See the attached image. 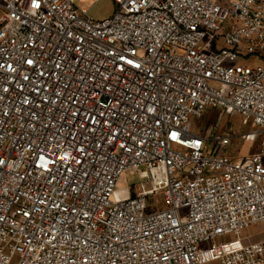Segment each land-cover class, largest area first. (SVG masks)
I'll return each instance as SVG.
<instances>
[{
	"label": "built area",
	"instance_id": "built-area-1",
	"mask_svg": "<svg viewBox=\"0 0 264 264\" xmlns=\"http://www.w3.org/2000/svg\"><path fill=\"white\" fill-rule=\"evenodd\" d=\"M113 3L0 0V264H264V0Z\"/></svg>",
	"mask_w": 264,
	"mask_h": 264
},
{
	"label": "rangeland",
	"instance_id": "rangeland-1",
	"mask_svg": "<svg viewBox=\"0 0 264 264\" xmlns=\"http://www.w3.org/2000/svg\"><path fill=\"white\" fill-rule=\"evenodd\" d=\"M76 4H83L84 6H90L88 14L95 20H100L104 18L110 17L115 9V5L113 0H99L96 3H93L92 0H76ZM215 115L206 114L200 120H195L191 118V123L193 130L195 128L207 129L213 125L215 120ZM224 122L228 123V127H231V131L234 134L235 138L227 147L226 154L230 155L232 158H240L246 155L249 152L256 151L258 147L252 148L248 142H244L241 139H237L243 132L248 131L252 126L245 122L240 116L232 117L229 119H225ZM197 130V129H196ZM139 183L140 179L138 173H129L126 172L123 175L121 182L118 184V189L123 197L126 196H135L139 191Z\"/></svg>",
	"mask_w": 264,
	"mask_h": 264
},
{
	"label": "crops",
	"instance_id": "crops-1",
	"mask_svg": "<svg viewBox=\"0 0 264 264\" xmlns=\"http://www.w3.org/2000/svg\"><path fill=\"white\" fill-rule=\"evenodd\" d=\"M242 240L244 243H253L264 240V223L254 224L248 227L242 234ZM206 264H218V262L212 261Z\"/></svg>",
	"mask_w": 264,
	"mask_h": 264
}]
</instances>
